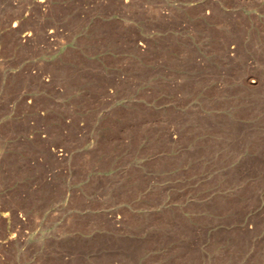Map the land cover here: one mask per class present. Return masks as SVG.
<instances>
[{
	"label": "rangeland",
	"instance_id": "374dc122",
	"mask_svg": "<svg viewBox=\"0 0 264 264\" xmlns=\"http://www.w3.org/2000/svg\"><path fill=\"white\" fill-rule=\"evenodd\" d=\"M5 3L0 264H264V0Z\"/></svg>",
	"mask_w": 264,
	"mask_h": 264
},
{
	"label": "bare ground",
	"instance_id": "6f19581e",
	"mask_svg": "<svg viewBox=\"0 0 264 264\" xmlns=\"http://www.w3.org/2000/svg\"><path fill=\"white\" fill-rule=\"evenodd\" d=\"M5 1L7 3V6H9V8L15 10L14 13L11 15V17L5 23L7 26H10L11 24V27H15L19 24L21 18L24 15H26L30 10H35L41 13H45L49 9L51 0H5ZM51 32L52 30L49 31L48 35L44 34V37L46 38L50 36ZM30 36H31V32L29 30H25L20 35V39L21 41L27 40L30 38ZM6 214L7 213H3V212L1 213V215H6Z\"/></svg>",
	"mask_w": 264,
	"mask_h": 264
}]
</instances>
